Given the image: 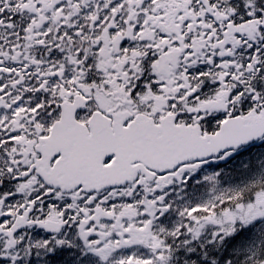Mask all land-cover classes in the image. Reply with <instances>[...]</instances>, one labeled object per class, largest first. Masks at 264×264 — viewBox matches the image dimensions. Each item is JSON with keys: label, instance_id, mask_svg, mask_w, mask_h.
<instances>
[{"label": "snow or ice", "instance_id": "1", "mask_svg": "<svg viewBox=\"0 0 264 264\" xmlns=\"http://www.w3.org/2000/svg\"><path fill=\"white\" fill-rule=\"evenodd\" d=\"M0 264H264V0H0Z\"/></svg>", "mask_w": 264, "mask_h": 264}]
</instances>
